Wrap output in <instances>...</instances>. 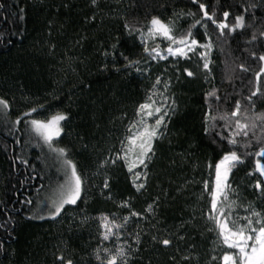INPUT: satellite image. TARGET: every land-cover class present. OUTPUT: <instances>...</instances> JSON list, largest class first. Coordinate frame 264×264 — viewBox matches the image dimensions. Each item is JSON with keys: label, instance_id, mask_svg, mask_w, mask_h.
I'll list each match as a JSON object with an SVG mask.
<instances>
[{"label": "trees", "instance_id": "trees-1", "mask_svg": "<svg viewBox=\"0 0 264 264\" xmlns=\"http://www.w3.org/2000/svg\"><path fill=\"white\" fill-rule=\"evenodd\" d=\"M199 2L210 3L217 21L229 11V25L236 16L245 17L243 29H226L222 38L208 22L210 72L194 56L151 60L144 47L158 45L164 51L169 42L155 39L144 45L139 37L153 17L172 24L175 36L187 33L202 16L192 0H97L95 6L91 0H0V98L10 105L7 122L0 117V264H56L58 256L73 264H101L98 250L106 262L103 249L115 254L120 247L127 264H221L226 249L207 219L210 196L204 182L210 190L214 165L223 155L214 140H219L216 133L225 121L211 117H230L237 100L238 118L255 121L256 127L247 137H236L238 154L253 155L245 156L229 175L232 200L264 215V194L254 187L260 179L254 153L261 147L258 138L264 140V121L256 117L264 115V95L248 100L262 63L258 57L264 54V0ZM192 32L205 42L204 27L196 25ZM129 61L138 63L129 67ZM185 68L194 75L187 76ZM158 76L159 89L164 90V82L169 85L165 94L172 106L143 169L144 187L137 191L135 176L122 158L104 168L99 164L121 152V141L126 144L130 125L139 118L137 108L148 102ZM260 87L264 90V73ZM213 89L220 101L207 96ZM31 108L37 111L23 116ZM57 114L67 119L60 122L63 131L53 147L67 149L66 159L77 165L84 183L77 204L65 205L51 218L45 203L65 181L63 158L25 121ZM17 117L21 122L14 126ZM224 145L231 150L226 140ZM105 177L109 188L101 194ZM132 211L140 216H130L117 235L103 240L102 216L122 223ZM165 238L172 241L168 247L159 243Z\"/></svg>", "mask_w": 264, "mask_h": 264}, {"label": "snow or ice", "instance_id": "snow-or-ice-1", "mask_svg": "<svg viewBox=\"0 0 264 264\" xmlns=\"http://www.w3.org/2000/svg\"><path fill=\"white\" fill-rule=\"evenodd\" d=\"M194 4L198 5V9L202 12L200 19L196 20L193 25L189 28L187 33L181 34L180 36H175L172 34V29L169 25L163 23L159 18L153 17L151 20V27L148 29V33L151 36H161L163 39L169 42L168 47L161 51L159 46L149 49L147 46L144 47V52L147 53L151 60L156 59H167L168 56L181 57L184 59H190V53L193 55L198 54L200 60L202 61V67L206 72H210V53L213 48V42L211 37L207 33L208 22L218 29V38H222L225 35V30L229 33L235 32L237 29H243L245 27V17L244 15H238L235 17V23L229 25L227 23L230 12L223 11L224 19L222 21H217L215 18L216 13L214 10L210 11V3H200L199 0H192ZM92 5L97 4V0H91ZM256 7V5H251ZM247 9H245V12ZM188 15H193L188 13ZM93 19L95 17L93 16ZM196 25H201L205 28V42L201 43L195 38L192 29L196 28ZM129 28V25H125ZM260 36L264 37V31L260 32ZM257 36L255 32L251 37L252 41H255ZM253 58H256V53H252ZM127 59V57H125ZM259 61L262 62L259 71L256 73V87L252 91L251 96L248 100L251 101L253 96L258 93L264 95V90L260 87L261 74L264 73V54H260L258 57ZM136 61H129V67H134ZM240 67L244 70L245 66L242 64ZM139 72L140 69L137 68ZM184 72L187 76H193V72L185 68ZM161 84V78L156 77V81L153 84V89H156L158 85ZM168 83L164 82V91L160 93L161 100L159 103L152 99V96L147 98L148 102L141 103L137 108V116L140 117L138 121H134L130 127L129 132L133 127L136 128L134 133H131L126 137L127 144L121 141V152L116 154V158L111 156L100 161L99 167L104 168L108 164H115L116 159H123L128 171L133 173V170L143 166V169H147L146 161L151 159V154L153 153V141L162 135V129H166V117L169 115L168 106V96L164 93L168 90ZM207 96H214L217 101H220V97L216 95V90L213 89L207 94ZM207 98V97H206ZM174 103V101H173ZM10 105L9 102L3 98H0V117H3L5 122H7V117L9 114ZM37 111L36 108H31L28 112L24 113L23 116L30 117L32 113ZM241 112V103L239 100L235 102V108L230 113V117L227 113L217 116H212L211 119L215 122L217 119L225 121L223 129L216 133L219 140H214V143H218L223 155L215 163V177L214 182L209 190V184L207 181L204 182L205 191L209 192L210 196V211L207 214V219L212 221L215 225L218 237L221 239L224 246L227 249L235 251H225L221 257L222 264H264V215L260 212L253 210L249 216L240 217L239 220L245 221V223H239L238 220L232 219L231 208L234 201H229L228 193L231 191V186L229 184V175L232 169L237 164H242L245 156H251L253 153L245 152L242 156L238 154L236 150L238 146L237 136L247 137L249 130L256 127L255 121L241 122L238 118ZM67 117L64 114H57L52 116L50 119H30L25 121L27 125L30 126V130L35 134L36 137L41 139L44 144L48 145L49 149L57 153L60 158H63V165L65 167V181L60 184L57 189H54L53 196L48 198L45 203V207L49 210V216L55 218L59 216L65 205H76L77 201L81 198V193L83 190V180L78 174L77 165L70 159H66L67 149L63 147L54 148L53 142L56 138L61 136L63 131L60 126V122L66 120ZM148 119H153L154 124H149ZM205 119L207 121L208 114H206ZM248 118L246 117V120ZM256 119L264 121V115L256 117ZM21 122V117L13 122V125H18ZM234 124V128L232 125ZM215 127V124L213 125ZM224 130H228V135H224ZM205 133H208V128H205ZM232 146L231 150H224V141ZM261 143V147L258 151L254 153L255 157V172L259 173L260 179H257L255 183V189L261 191L264 194V163L261 162L264 159V140L258 138ZM250 145L244 144L243 147L247 149ZM131 154V159L129 158ZM26 163V161H25ZM211 167V165H210ZM253 173H249L252 175ZM137 180L133 181L136 190L139 191L144 187L143 182L139 181L141 176L147 179L146 171H136L134 172ZM109 188V178L105 177L103 181V188L101 189V194H103L104 189ZM31 203V201H27ZM122 206H127V201L122 202ZM149 211H151V205H149ZM130 216L139 217L140 213L132 211L129 216H124L122 218V223H117L116 219L113 218L109 220L108 216H102L101 227L104 231L101 233L103 240H108L111 236L117 235L118 230L124 227L129 221ZM43 219V217H40ZM255 218V219H253ZM117 230L114 232L113 230ZM155 240L156 238L153 237ZM137 242L138 239H137ZM163 246L168 247L172 244L170 239H162L159 241ZM105 253L108 254L106 262L101 260L99 250L97 251L96 259L101 261V264H127V253L123 247L116 250L115 254H111L109 249H103ZM216 259V257H213ZM56 264H73L71 259H65L63 256L56 257Z\"/></svg>", "mask_w": 264, "mask_h": 264}, {"label": "rangeland", "instance_id": "rangeland-1", "mask_svg": "<svg viewBox=\"0 0 264 264\" xmlns=\"http://www.w3.org/2000/svg\"><path fill=\"white\" fill-rule=\"evenodd\" d=\"M167 25H169V27L172 29V24H167ZM151 27V23H150V25H149V27H148V29ZM148 29H147V31H145L144 33H141L140 35H139V37H140V40H141V42L144 44V45H147L148 43H150L151 41H153V40H155V39H163L161 36H151V35H149V33H148ZM163 40H165V39H163ZM167 41V40H166ZM212 52V51H211ZM190 55V57L191 56H194L197 60H199V62L201 63V66H202V61L200 60V58H199V55L198 54H196V55H193V54H189ZM167 58H173V59H178V58H180V59H184V58H181V57H172V56H168ZM157 60H165V59H156V60H154V61H157ZM203 68V67H202ZM204 70V69H203ZM164 90H162V89H159L158 87L156 88V89H154L153 90V94L151 95L152 96V99L153 100H155V101H157V103H159L160 102V100H161V95H160V93L161 92H163ZM165 94V93H164ZM166 95V94H165ZM168 106H169V109L171 110V106H172V103H171V101L168 99ZM170 110H169V113H170ZM50 119V118H49ZM140 119V117L138 118V120ZM166 119H167V117H166ZM47 120V119H46ZM137 120V121H138ZM147 122L151 125V124H154V120L153 119H148L147 120ZM136 131V128L135 127H133L132 129H131V133H134ZM130 133V134H131ZM126 144H127V141H126ZM129 158L131 159L132 157H131V154H129ZM123 162H124V160H122ZM125 163V162H124ZM126 165V164H125ZM127 167V166H126ZM139 169H142V171H143V166H140V167H138V168H136V169H134L133 170V175H134V172H136V171H138ZM127 170H128V168H127ZM135 176V175H134ZM214 177H215V171H214ZM134 180H137V178L135 177V179ZM141 181V177L139 178V181H137V182H140ZM213 182H214V179H213ZM228 198H229V201H233L232 200V195H231V191H229V193H228ZM252 211L251 210H248V209H246V208H244V209H242V208H240V207H237V205H236V203H233V205H232V208H231V213H232V219H234V220H238V222L239 223H245V221H243V220H239L238 218H240V217H245V216H249L250 215V213H251ZM253 219H255V218H253ZM103 229V228H102ZM103 231H104V229H103ZM218 239H219V241L221 242V244L223 245V243H222V241H221V239L218 237ZM224 246V245H223ZM224 248L226 249V251H235V250H231V249H227L226 248V246H224ZM221 264H222V262H221Z\"/></svg>", "mask_w": 264, "mask_h": 264}]
</instances>
